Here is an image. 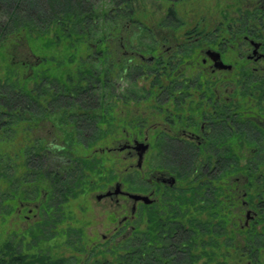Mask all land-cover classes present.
<instances>
[{
	"label": "trees",
	"instance_id": "1",
	"mask_svg": "<svg viewBox=\"0 0 264 264\" xmlns=\"http://www.w3.org/2000/svg\"><path fill=\"white\" fill-rule=\"evenodd\" d=\"M223 1L222 36L237 20L232 7L239 20L264 21V12L253 17L241 8L246 0ZM138 5L139 0H0V182L5 187L3 198L10 201L6 215L27 199L17 186L24 181L25 169L38 168L32 171L36 181L40 179L44 144L30 138L43 116L62 137L71 164H100L101 159L90 152L104 145V87L125 62L113 44L126 21L136 25L140 37L150 31L137 17L143 13ZM173 16L170 8L165 18ZM19 48L26 51L21 60L15 54ZM244 79L240 84L251 92L254 111L264 119V76ZM86 94L92 96L91 104L82 102ZM244 123L241 118L237 121L236 142L249 147L252 141L250 156H236L230 147L228 153L205 156L213 168L197 173L191 168L189 176L195 173L196 178H188L191 183L176 199L142 206L131 230L122 236L118 231L101 247H90L83 227L70 226L68 205L98 188L99 170L66 168L64 177L48 172L52 183L42 206L47 216L44 230L39 225L35 232L21 235L10 230L0 242V264H264V131L254 125L260 135L253 141ZM110 127L116 133L124 125L111 122ZM89 172L91 177L86 176ZM239 175L244 179L243 203L255 214L247 225L236 211L242 206L234 193L237 183L229 185ZM58 195L62 207L56 211ZM0 216V226L6 229L8 217ZM69 220L70 225L62 226ZM57 223L61 231L54 228ZM53 246L63 251L53 252Z\"/></svg>",
	"mask_w": 264,
	"mask_h": 264
},
{
	"label": "flooded vegetation",
	"instance_id": "2",
	"mask_svg": "<svg viewBox=\"0 0 264 264\" xmlns=\"http://www.w3.org/2000/svg\"><path fill=\"white\" fill-rule=\"evenodd\" d=\"M241 8L249 10L250 16L253 17H260L264 12V5L252 9L242 5ZM232 9V17L237 20L230 23V28L225 31L227 34L223 36L219 27L209 36L202 37L200 33L195 38L185 37L184 42L175 48L169 46L164 49L165 44L150 37H133L129 39L132 41L131 46L121 45L125 62L121 64L115 77L108 78V85L104 87L103 107L106 118L103 119L102 129L105 138L111 135V122L122 124L124 128L130 123L136 125L135 130H131L134 132L132 136L124 133L127 143L108 151L125 152L127 157L136 158L135 167L132 168L134 171L138 172L144 167V159L148 155L156 157L157 161L159 158L158 165L152 167L155 179L147 180L150 185V198L163 195L166 190L175 189L181 178H196L195 173L189 176L191 168H194L196 173L213 168L205 163L204 158L207 155L228 153L230 147L231 153L236 156L246 152L250 156L253 150L246 145L239 147L236 142V125L239 118L246 117L253 126L263 125L260 128L264 131V119L255 114L254 102L248 96L251 92L246 91L244 83L240 84L241 81L245 82L246 77L264 76V21L253 18L247 21L239 20L238 11L235 7ZM144 38H149L147 46H143ZM116 40L121 43L123 37ZM203 45H207L208 49L202 51ZM138 50H145L146 53L137 52ZM214 55L219 58L216 59ZM179 57L181 61L179 59L176 64L174 60ZM144 78L147 84L143 87L141 83ZM122 81L126 82L124 86L120 85ZM83 96H86V100L82 102L91 104L92 96ZM74 101L79 104L77 98H74ZM119 103L125 106V115L121 118L116 116L115 108H112V104ZM132 108L137 111L135 117L130 116ZM246 113L249 116H246ZM148 124L150 126L145 129ZM223 141L229 144H223ZM142 146H146L144 151ZM63 150L52 146L48 153L59 156L64 153ZM140 154L142 161L138 165ZM60 168L95 167L72 164L44 165L40 178H47V171L59 174ZM172 179L174 183L171 185ZM32 183L33 181L29 180L28 184ZM115 186H120V191H107L111 195L101 200L110 199L118 206L120 200H129L125 196L126 193L138 194L123 190L121 183ZM130 202L131 220L135 218L139 206L154 204L153 202L151 205H145L138 202L132 214L133 202ZM126 222L125 219L121 224Z\"/></svg>",
	"mask_w": 264,
	"mask_h": 264
},
{
	"label": "rangeland",
	"instance_id": "3",
	"mask_svg": "<svg viewBox=\"0 0 264 264\" xmlns=\"http://www.w3.org/2000/svg\"><path fill=\"white\" fill-rule=\"evenodd\" d=\"M223 3V0H182L177 4H173L169 0H139L138 10L140 13H143L141 15L139 14L137 17L150 30V36L143 35L148 32H142L141 35L143 37L154 38L158 41V43L165 44L164 49L169 46L175 48L176 45L184 42L185 37L191 36V38H195L197 34L200 33L202 34V37L209 36L210 34H213L215 32V29L219 28L220 24L222 23L220 11ZM242 5L247 9H252L255 6L257 8H260V6L264 5V0H246L242 3ZM170 8L173 9L174 16L166 19L165 17ZM124 25L125 30H123L121 36L123 37V40L121 41V43L116 41V44L114 43L112 47L113 50H118V52L120 51V56L123 55L124 51L121 50L122 44L131 46L132 41L129 39L133 37H140L138 36L139 31L137 30L136 25L130 26V22L127 21ZM148 39L144 38L142 40L144 41L142 43L145 44L143 46H147L146 43L150 42L148 41ZM149 46L154 47V45ZM164 49H162L161 53L164 52ZM207 49V45H203L201 50L204 51ZM140 51L141 50H138L137 52ZM141 53H146V51L142 50ZM15 54L16 58L21 60L25 57L24 55H26V51L22 48H19L17 49ZM179 59L180 57L174 60L176 64L178 63L177 61ZM194 68L197 69L196 67ZM180 70L181 68L179 67L178 71L180 72ZM125 84L126 82L123 81L120 83V85L123 86ZM141 84H143V87L144 84H147V82H145V78ZM247 107L249 110V106ZM112 108H115L114 112L116 116H119L121 118L125 115V106L123 107L121 103H119V105L112 104ZM40 110L41 112H43V114H45V116H47V108L42 106V108L40 107ZM255 114L257 113L255 112ZM136 115L137 111L132 108L130 116L135 117ZM143 115H145V113ZM246 116H249V114L246 113ZM244 119H246V117ZM38 121L39 122L33 128L34 130L32 129L31 131L30 140L35 141L39 138L43 141L44 151L42 152L44 154V165H71V161L69 160L70 158L67 157L68 154L62 153L59 156H54L52 153H48L52 146H54L56 149H59L64 148L65 144L62 143V137L53 126V123L47 117L43 116V118H40ZM244 121L246 122V124L244 123L243 126H246V133L248 137L251 140H253L255 136L258 137L260 135V132L257 131L252 124H249V120L246 119ZM150 123L151 120L149 121V124ZM149 124L145 125V129L150 126ZM134 126H136L134 123H130V127ZM256 126L261 129L260 127H262L263 125L258 124ZM131 130L134 131L135 129L129 128L128 126H126L125 128H120L119 132L111 133V135L105 136L103 140V146L94 147L93 154L97 155L98 159H101L100 164L98 163L99 165L95 166V168H97V170H99L100 172V174H96L98 175L96 181V187L98 188L95 191H90L89 193H87V195H84L85 197H78L77 199L70 200V202L68 203L72 211V215H70L72 221H66L62 226L70 225L71 221L70 226H79V228L83 227L86 235L85 238L87 242H89L90 247L92 245H99L101 247V245L105 241L111 239V237L116 235L118 231L121 234L119 236L128 233V231H130L132 228L131 223L134 221V219L131 220L129 218L131 209V202L129 200H120V205L117 206L110 199H104L98 202L95 199L96 196L103 195L107 191L113 190L117 183H121L123 190L130 191L131 193H138L142 196H148L150 185L147 184V180L155 179V173L152 171V167L153 165H158L160 161L159 158L157 161L156 157L148 155L144 159V167L137 172L132 169L135 167L136 158L131 159L127 157L125 152H108L109 150L116 149L120 145L127 143L125 140V136L123 135L125 132H127L130 136H132V133L134 132H132ZM252 146L253 145L251 141L249 147H247L253 148ZM102 150H104V152H102ZM90 153L92 154V151ZM242 154L243 155H241V157L249 156L247 152ZM56 158L59 161H57ZM241 161L243 164L245 162L244 158H242ZM34 169L38 168H26L23 179L24 181L17 185L19 191L26 195L27 199L26 201L17 203V205L14 207L15 214H5L10 210V208H8L7 206V203L9 204L10 201L8 199H6L5 201V198H3L5 187L0 182V215L3 214L5 218L8 217L5 226L6 229L9 227V229L6 230L5 228H3V225L0 226V242L5 238L7 233H10L12 231H15L18 235H21V233L35 232L36 226L38 225L42 227V230H44L45 228V225L43 226V224L44 222L46 223V220L44 219L47 216L43 212L42 206L43 209L46 206V196H48L47 194L51 185L50 183L52 182L47 180V178H44L46 179L44 180L42 177L39 179V181H36V178L32 171ZM64 170H66V168H60L58 170L61 177L66 176V174L62 172ZM48 172L49 171H47V173ZM92 175L93 174H91L90 172L86 173V176L91 177ZM29 180L30 182L33 181V183L28 184ZM231 180L232 181H230L229 185L237 183V187L234 193L238 192L237 198L242 206H240L236 211L241 216L242 220L244 221L243 223L245 224L246 212L250 210L246 209V206L243 203L245 195L243 194L241 185L244 182V179L241 175H239L233 177ZM190 183L191 181L188 179L182 180V182L178 183L175 189L166 190L164 191L163 195H160L158 197L156 195V198L151 197L150 199L153 200L155 204L159 203L160 199H165V201L169 203V201H173L174 199H176L180 192L186 189ZM14 187L16 186L14 185L12 187V190ZM57 197L58 198L54 201L56 211L57 207L59 209H61L62 207L59 195ZM142 206L143 205L139 206L138 211L142 208ZM66 208L67 207H65V210ZM56 215H58V212ZM60 215L61 213L59 214V216ZM124 218H126L127 222L121 224L124 222ZM54 228H56L57 231H61L62 229L60 223H57ZM118 240L119 238L115 239L114 242ZM57 248L58 246H53V252L63 251L62 248Z\"/></svg>",
	"mask_w": 264,
	"mask_h": 264
},
{
	"label": "water",
	"instance_id": "4",
	"mask_svg": "<svg viewBox=\"0 0 264 264\" xmlns=\"http://www.w3.org/2000/svg\"><path fill=\"white\" fill-rule=\"evenodd\" d=\"M214 56H216V59L219 58L218 55H214ZM141 145H142V144H141ZM141 148H142V150L144 151V150L146 149V146H142ZM141 161H142V156H141V154H140V155H139V158H138V165L141 163ZM173 183H174V180L172 179L171 185H172ZM114 189H115V190H114V193H117L118 191H120V186H115ZM110 195H111V193H110V192H107V193H105V194H103V195H98V196H96L95 199H96V201L99 202L102 198H104V197H109ZM125 196H126L130 201L133 202L132 211H131L132 214H134V212H135L136 203L141 202V203H143V204H145V205H151V204L154 202L153 200L150 199L149 196H142V195H139V194H130V193H126ZM254 216H255V214H254L253 212H251V211H247V212H246V218H245V219H246V220H245V225H247L248 222L254 218ZM125 219H126V218H124L123 221H125Z\"/></svg>",
	"mask_w": 264,
	"mask_h": 264
}]
</instances>
